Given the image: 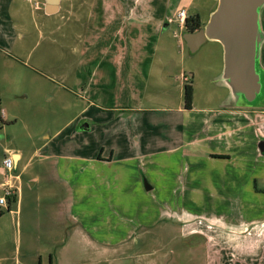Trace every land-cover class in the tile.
<instances>
[{"label":"crops","instance_id":"0c3cea01","mask_svg":"<svg viewBox=\"0 0 264 264\" xmlns=\"http://www.w3.org/2000/svg\"><path fill=\"white\" fill-rule=\"evenodd\" d=\"M216 3L217 0H62L60 11L49 17L61 15L68 22L86 29L87 35L85 40L75 45L78 49L74 51H81L78 52L81 66L69 87L75 98L81 100L82 107L76 122L83 118L84 126L80 130L88 134L83 136V140L100 130L104 132L106 128L110 146L101 145L96 150H77L71 154L50 152L47 147L61 131L49 130L42 137L36 154L42 155L41 160L50 162L38 166L26 180L18 174L22 153L7 150L6 154L12 155L17 163L19 180L15 184L20 188L16 201L9 206L10 210L15 203L20 206L25 185L43 186L49 194L45 200L49 206L47 214L51 216L53 213L58 225L64 226L69 217L73 220L77 209L81 214L97 213L86 201L91 198L89 191L115 187L122 181L133 179L136 186L138 182L145 181L148 192L157 186L169 189L176 183L188 189L208 187L199 180L188 182L180 177L175 180L170 176L175 172L170 163L153 159L139 164L140 167L135 164L143 172L142 178L132 175L123 178L120 174L136 172L130 167L135 163L133 158L178 153L185 158L199 157L207 165L233 163L230 142H224L223 138L234 124L245 122L246 126L251 125V114L261 116L260 123H264V106L235 107L229 100V90L218 83L223 72L221 45L207 42L201 47L197 53L214 49L215 55L212 63L201 65L198 70L196 65L201 64L202 54L189 52L183 39L185 24L178 21V14L186 10L188 17L199 14L204 27ZM35 11L42 15L26 0H0V88L6 87V92L24 90L21 86L23 79L35 82V71L27 65L23 52L27 32L25 20L28 16L38 15ZM189 79H192L194 89L192 109H186L185 104ZM201 88L210 90L202 95L204 102H199ZM155 130L158 135L154 134ZM261 136L264 142V134ZM158 150H162L160 155L156 153ZM117 157L124 158L123 162H128L129 166L118 165ZM60 160L69 162L61 165ZM240 166L246 169L247 163L241 161ZM157 171L162 173L161 179L155 175ZM3 182L2 178L1 190ZM260 182H254L253 195L264 194V178ZM97 193L99 191L94 192V197ZM229 198L232 203L239 196L231 195ZM251 198L243 196L240 201L244 212V206H247V213L242 218L246 224L242 236L247 237L242 248L245 252H252L247 253L249 259L218 261L215 264H264V259H250L257 253H264V245L259 244L256 251L254 244H250L253 240L250 236L255 229L264 226V209H259L264 207V198ZM251 205L261 206L253 213ZM77 219L83 220L81 217ZM74 222L81 226L80 221ZM55 234L49 231L46 236L54 237ZM47 244L51 245L47 248L50 253L48 264H53L57 260L53 254L55 243ZM37 261L44 264L41 256H37Z\"/></svg>","mask_w":264,"mask_h":264},{"label":"rangeland","instance_id":"374dc122","mask_svg":"<svg viewBox=\"0 0 264 264\" xmlns=\"http://www.w3.org/2000/svg\"><path fill=\"white\" fill-rule=\"evenodd\" d=\"M30 4L42 12L40 15L35 11L38 15L28 16L25 20L27 32L23 52L27 65L35 71V82L21 80L24 90L17 93L6 92L3 86L0 88L6 122L0 129V168L5 157L10 155L6 154L7 150L20 151L23 159L18 174L25 180L38 166L50 162L41 160L42 155L36 154L42 137L49 130L61 131L47 147L50 152L71 154L77 150H96L101 145L110 146L106 128L83 140V136L88 135L80 130L84 126L83 118L76 122L81 100L69 91L81 66L78 53L81 51H74L75 45L86 39V29L68 22L61 15H44L43 0H34ZM262 15L264 31V9ZM195 54H202L201 64L196 65L199 70L201 65L213 62L215 50ZM261 64L264 68V44ZM261 70L264 75V69ZM218 83L220 85V80ZM206 90L210 91L201 88L199 102H204L202 95L207 93ZM245 103L242 100L239 108L249 109ZM249 116L251 125L234 124L223 138L224 142H230L229 152L234 154L231 164L207 165L199 157L185 158L178 153L153 158L141 156L133 158L135 163L130 166L135 173L120 174L123 178L132 175L140 179L143 172L139 164L152 159L166 161L175 169L170 174L175 180L177 177L188 182L199 180L208 186L207 189L181 188L176 183L169 189L157 186L148 192L145 181L138 182V186L133 179L122 181L115 187L89 191L91 198L86 201L97 213L81 214L77 209L73 220L69 217L67 225L59 226L54 214L49 216L46 211L49 208L45 203L48 190L39 185H25L20 206L15 203L10 211L0 208V264H39L37 256L48 264L50 253L47 248L51 245L47 243H55L53 254L57 260L53 264H215L249 259L247 253L252 252L242 248L247 237L242 236L246 225L242 218L247 213V206H244V212L240 201L243 196L264 198V194H252L254 182L260 184L264 178V157L260 153L264 123H260L261 116ZM154 134L159 132L155 130ZM122 159L116 158L120 161L118 165H128ZM241 161L247 163L246 169L240 166ZM68 162L59 161L61 165ZM161 174L160 171L155 173L159 179ZM2 178L0 175V181ZM98 191L94 197V192ZM2 194L0 189V196ZM231 195L239 198L231 203ZM260 206L251 205V212ZM74 220L80 221L81 226L78 227ZM258 228L250 236L253 237L250 244H254L256 251L259 244L264 245V226ZM49 231L55 232V236H46ZM263 256L264 253H257L250 259L262 260Z\"/></svg>","mask_w":264,"mask_h":264},{"label":"water","instance_id":"95a60500","mask_svg":"<svg viewBox=\"0 0 264 264\" xmlns=\"http://www.w3.org/2000/svg\"><path fill=\"white\" fill-rule=\"evenodd\" d=\"M43 1L46 15L52 16L60 11L62 0ZM263 9L264 0H218L207 24L183 36L191 54L197 53L207 42H217L222 46L220 85L229 90V100L235 107L242 100L247 103L254 101L264 86L257 69L264 44ZM260 150L264 153V142L260 144Z\"/></svg>","mask_w":264,"mask_h":264},{"label":"built area","instance_id":"2783aa9c","mask_svg":"<svg viewBox=\"0 0 264 264\" xmlns=\"http://www.w3.org/2000/svg\"><path fill=\"white\" fill-rule=\"evenodd\" d=\"M29 3L34 2V0H26ZM186 10H182L178 14V21L181 25L185 24L187 18ZM17 163L12 155L5 157L2 167L0 168V174L4 178L2 186L3 194L0 196V208L9 209L11 200L16 199L19 195L20 188L15 184L19 180V176L16 175Z\"/></svg>","mask_w":264,"mask_h":264},{"label":"trees","instance_id":"16d2710c","mask_svg":"<svg viewBox=\"0 0 264 264\" xmlns=\"http://www.w3.org/2000/svg\"><path fill=\"white\" fill-rule=\"evenodd\" d=\"M203 27V24L201 22V17L199 14L191 15L186 18L185 21V29L186 32H196L200 30ZM193 99H194V89H193V83L192 79H189L187 84H186V92H185V104H186V109H192L193 106ZM5 120L2 114V109H1V98H0V129L2 126L5 124ZM16 199L11 200V204L14 203ZM10 211V208H9Z\"/></svg>","mask_w":264,"mask_h":264},{"label":"flooded vegetation","instance_id":"af4514ba","mask_svg":"<svg viewBox=\"0 0 264 264\" xmlns=\"http://www.w3.org/2000/svg\"><path fill=\"white\" fill-rule=\"evenodd\" d=\"M262 13H261V21H262ZM261 24H262V22H261ZM263 47V46H262ZM261 52H262V50H261ZM261 68L263 69V65L261 64V61L259 62V63H257V69H258V71H259V73H260V75H261V77H262V81L264 82V75H263V71L261 70ZM262 71V72H261ZM246 102V101H245ZM246 105H248L250 108H257V107H262V106H264V86H263V88H262V91H261V94H260V96L258 95L257 97H256V99L254 100V101H252L251 103H245ZM264 154V153H263Z\"/></svg>","mask_w":264,"mask_h":264},{"label":"bare ground","instance_id":"6f19581e","mask_svg":"<svg viewBox=\"0 0 264 264\" xmlns=\"http://www.w3.org/2000/svg\"><path fill=\"white\" fill-rule=\"evenodd\" d=\"M17 159V158H16Z\"/></svg>","mask_w":264,"mask_h":264}]
</instances>
